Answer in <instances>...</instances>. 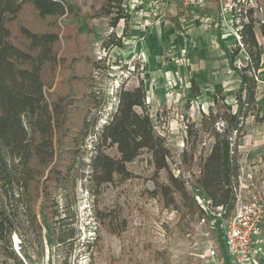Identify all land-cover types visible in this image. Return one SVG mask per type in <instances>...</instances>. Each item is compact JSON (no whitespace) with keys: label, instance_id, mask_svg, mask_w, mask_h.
<instances>
[{"label":"rangeland","instance_id":"rangeland-1","mask_svg":"<svg viewBox=\"0 0 264 264\" xmlns=\"http://www.w3.org/2000/svg\"><path fill=\"white\" fill-rule=\"evenodd\" d=\"M107 1L71 0L74 13L57 19L60 37L57 52L62 63L53 75L46 74V96L65 92L70 75L82 77L83 91H92L99 101L105 100L98 113L89 106L88 117L98 114L97 130L116 104L118 86L123 82L124 88L130 89L142 81L152 123L167 139L173 154L170 168L175 175L183 173L190 183L199 169L197 156L206 155L213 142L212 127L222 129V122L212 124L205 115L210 109L214 113L225 112L226 106L232 113L236 109L239 79L229 67L221 42L228 49L238 44L236 14L240 8L253 7L252 16L264 25V0H203L202 5L187 7L179 0H120L121 8L113 11L129 15V21L126 24L119 19L113 27L114 12L110 16H97ZM118 1L109 0L115 5ZM31 18L26 8L19 22L31 25ZM256 32L261 67L256 73L255 104L252 113L243 120L241 131L232 137L238 143L236 152L243 166L244 183L260 191L264 189V33L258 29ZM120 36V46L103 48L105 42ZM88 60H100L101 67L94 69ZM245 61L240 50L233 62L241 66ZM72 85L76 87L74 81ZM92 137H87L82 157L75 161L65 187L52 188L56 205L49 207L50 213L55 210L59 217L67 216L64 195L68 193L67 199L73 195L70 212L74 223H66L62 229L67 234L72 228L74 237L70 242L55 243L49 250L47 232L41 228L40 240L26 243L29 261L22 258L19 244L15 245L18 238L14 245L11 240V247L24 264H230L229 260L225 262L226 250L221 246L219 228L210 219L212 214L200 225L198 214L182 218L181 213L162 207L146 194L154 184L150 179L153 169L148 162L149 154L144 151L127 165L133 172L132 179L103 186L98 203L107 218L104 225L96 228L97 232H88L83 224L92 200L78 174L87 173L93 153ZM191 146H195V154L190 162ZM182 150L187 153L185 163L181 161ZM106 152L116 154L113 148ZM160 176H164L163 171ZM39 201L35 206L38 219ZM84 235L96 237L89 252H85L86 246L82 244ZM260 240H256L257 245L264 255ZM211 245L215 246L216 260L205 255ZM0 264L16 263L0 254Z\"/></svg>","mask_w":264,"mask_h":264},{"label":"trees","instance_id":"trees-1","mask_svg":"<svg viewBox=\"0 0 264 264\" xmlns=\"http://www.w3.org/2000/svg\"><path fill=\"white\" fill-rule=\"evenodd\" d=\"M120 2L115 5L108 0L102 4L97 16H110L113 8H121ZM26 8L32 14L31 25L19 22ZM241 9L236 14L239 17L236 27L238 44L228 49L221 42L229 67L239 79L235 90L236 109L233 113L229 111V106L223 113H214L210 109L205 115L212 124L222 122V129L217 131L212 127L213 142L206 155L197 156L199 169L189 183L183 173L175 175L170 168V164L174 163L173 154L167 139L156 131L152 123L142 81L130 89L124 88L123 82L118 86L116 104L97 130L99 117L98 114L88 117L89 106L98 113L105 100L99 101L92 91L84 92L82 77L70 75L67 80L69 88L65 92L46 96V74L53 75L62 63L57 52L60 40L57 19L74 13L71 0H0L1 255L16 264H24L11 247V240L14 245L15 238H18L15 245L19 244L22 258L29 261L26 243L39 241L41 228L47 232L45 239L49 250L55 243L70 242L74 237L72 228L67 234L62 229L66 223H74V215L70 212L73 195L68 199V193L64 195L67 216L59 217L55 210L50 213L49 207L56 205L52 188L65 187L73 174L75 161L82 157V147L90 136H93V153L90 154L87 173L78 174L92 200L85 218L87 223L83 224L88 232H97L96 228L104 225L107 218L98 203L103 186L132 179L133 172L127 165L143 151L149 154L148 162L153 169L150 179L154 187L146 190V194L162 207H171L181 213L182 218L188 214H198L199 218L205 214L195 197L199 196L209 201L210 208L221 207L222 218L228 216L235 199L233 188L239 171L238 143L232 135L241 131L243 120L254 108L258 81L256 73L261 67L256 30L264 33L263 23L252 16L253 7ZM117 12L111 17L112 27L119 19L126 24L129 21V15ZM114 45H121V36L115 37L112 42H105L103 48ZM240 50L246 57L241 66L233 62ZM87 62L94 69L101 67L100 60ZM108 148H113L116 154H108ZM194 152L195 146H191L188 161L193 160ZM186 155L182 150L181 161L184 163ZM162 171L164 176L161 178ZM38 199L39 219L35 213ZM220 223V219L215 220L222 237ZM92 239L84 235L82 244L86 246L85 252H89ZM221 246L224 249L223 239ZM226 255L223 252L225 262H228L229 256Z\"/></svg>","mask_w":264,"mask_h":264},{"label":"built area","instance_id":"built-area-1","mask_svg":"<svg viewBox=\"0 0 264 264\" xmlns=\"http://www.w3.org/2000/svg\"><path fill=\"white\" fill-rule=\"evenodd\" d=\"M185 7L202 5L203 0H179ZM235 180L233 193L235 196L228 216L222 218V208H210L203 198L195 196L201 205L203 214L198 223L204 225L208 215L215 222L221 219L222 239L230 264H264V255L256 240L264 236V189L255 191L250 184L244 183L243 166H240ZM208 205V206H207ZM263 238V237H261ZM262 241L260 240V243ZM215 246L211 245L206 257L216 260ZM217 264H220L217 262Z\"/></svg>","mask_w":264,"mask_h":264},{"label":"crops","instance_id":"crops-1","mask_svg":"<svg viewBox=\"0 0 264 264\" xmlns=\"http://www.w3.org/2000/svg\"><path fill=\"white\" fill-rule=\"evenodd\" d=\"M261 237H263L261 241H262L263 246H264V236H261ZM261 237H259V238H261ZM260 244H261V243H260Z\"/></svg>","mask_w":264,"mask_h":264}]
</instances>
